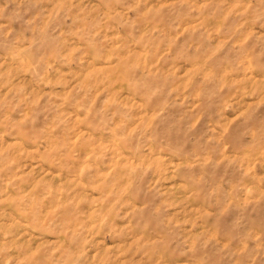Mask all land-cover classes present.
<instances>
[{
	"label": "rangeland",
	"instance_id": "rangeland-1",
	"mask_svg": "<svg viewBox=\"0 0 264 264\" xmlns=\"http://www.w3.org/2000/svg\"><path fill=\"white\" fill-rule=\"evenodd\" d=\"M0 264H264V0H0Z\"/></svg>",
	"mask_w": 264,
	"mask_h": 264
}]
</instances>
